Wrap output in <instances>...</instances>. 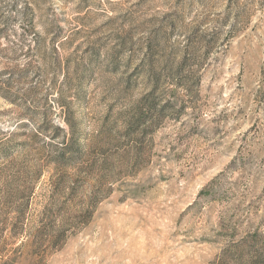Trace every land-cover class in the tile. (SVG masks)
I'll return each instance as SVG.
<instances>
[{
    "label": "rangeland",
    "instance_id": "obj_1",
    "mask_svg": "<svg viewBox=\"0 0 264 264\" xmlns=\"http://www.w3.org/2000/svg\"><path fill=\"white\" fill-rule=\"evenodd\" d=\"M254 235L264 0H0V264H264Z\"/></svg>",
    "mask_w": 264,
    "mask_h": 264
},
{
    "label": "trees",
    "instance_id": "obj_2",
    "mask_svg": "<svg viewBox=\"0 0 264 264\" xmlns=\"http://www.w3.org/2000/svg\"><path fill=\"white\" fill-rule=\"evenodd\" d=\"M132 121V120H131ZM131 121L129 122L130 124H129V126H132V125H134V124H136V123H131ZM143 121H142V119L141 118H138V120H137V123H142ZM135 159L133 158V160L131 161V164H130V166H129V168H131L132 166H134L135 165V161H134ZM65 168H67V169H69V167H65ZM66 169V170H67ZM65 170V169H64ZM92 213H93V210L91 211V210H88L87 212H86V215H88V217H91V215H92ZM260 236H262V235H254L253 237H252V239H254L253 241H246V240H243V242H241V245H244L245 247H247L248 245H249V243H253V244H255V243H257V244H259V238L260 239H262L263 240V238L264 237H260ZM240 245V244H239ZM251 245H249L248 247H250ZM258 253H259V250H255L254 251V257H250L249 258V260H252V261H254L256 258L259 260L260 259V257H258L257 255H258ZM260 255V254H259ZM249 260H247V261H249Z\"/></svg>",
    "mask_w": 264,
    "mask_h": 264
}]
</instances>
